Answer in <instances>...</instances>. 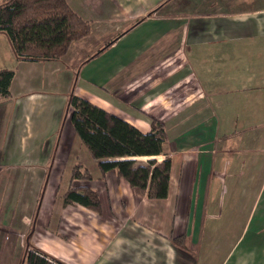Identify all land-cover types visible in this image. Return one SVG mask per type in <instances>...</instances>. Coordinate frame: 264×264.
Instances as JSON below:
<instances>
[{
  "label": "crops",
  "instance_id": "obj_1",
  "mask_svg": "<svg viewBox=\"0 0 264 264\" xmlns=\"http://www.w3.org/2000/svg\"><path fill=\"white\" fill-rule=\"evenodd\" d=\"M67 3L90 24L82 42L96 51L77 68L20 61L4 44L14 78L0 100V180L11 177L0 181V195H21L22 205L18 220L10 212L0 225L38 208L34 244L44 251L47 239L55 254V232L70 228L65 257L79 264H264V0ZM71 94L142 137L151 117L163 124V151L150 158H171L165 199H147L115 171L100 174L73 130L72 109L66 114ZM63 147L67 178L76 162L95 167L81 185L97 193L99 212L52 208L63 194L53 186L38 199ZM234 220L239 234L219 237Z\"/></svg>",
  "mask_w": 264,
  "mask_h": 264
},
{
  "label": "trees",
  "instance_id": "obj_2",
  "mask_svg": "<svg viewBox=\"0 0 264 264\" xmlns=\"http://www.w3.org/2000/svg\"><path fill=\"white\" fill-rule=\"evenodd\" d=\"M90 30V24L69 7L67 0H0V33L7 37L17 60L57 61L73 42L88 36ZM13 78V69H0V100L10 96ZM67 103V109H72L73 130L90 157L96 160L102 176L115 171L118 178L147 199L167 197L171 158L161 161L150 158L162 153L166 140L160 121L151 117V133L142 137L133 125L85 99L71 94ZM141 157L147 158L146 161L135 159ZM90 178L92 175L83 164L74 165L71 181ZM62 201L64 205L78 204L94 212L100 210L97 193L86 187H68ZM23 264L65 263L28 245Z\"/></svg>",
  "mask_w": 264,
  "mask_h": 264
},
{
  "label": "rangeland",
  "instance_id": "obj_3",
  "mask_svg": "<svg viewBox=\"0 0 264 264\" xmlns=\"http://www.w3.org/2000/svg\"><path fill=\"white\" fill-rule=\"evenodd\" d=\"M114 38H116V36H111L109 38H106L105 42L108 40H113ZM84 38L73 42L69 48L68 51L66 52L65 55H63L62 57H60L59 61L60 62H64V65H66L69 68H77L78 65L82 62V60L84 58H86L87 56L89 57L90 55H93L96 51L95 50H91V48L82 42ZM7 37L3 34L0 33V67H2V62L1 60L5 61V65H7L6 67H9L8 69H12L11 67H13V63L11 61H9L4 55H6L8 57V55L10 56L11 54L7 52V50H4V44H7ZM9 42V41H8ZM104 42V43H105ZM106 44V43H105ZM12 52V49H11ZM4 54V55H3ZM14 57V54L12 52V55ZM5 67V66H4ZM69 109H66V114L68 112ZM69 114V113H68ZM70 123V118L69 119H64L62 121V135H64L66 133V130L68 128V125ZM82 148L84 149L86 153V157L89 159L90 154L88 153V151H86V148L84 146H82ZM66 149L65 147L61 148V151L58 155V158L61 159V163L57 164V171L55 174H57V176L55 177H50L48 176V178L46 179H42V191L40 196H38V199H41L43 197V194H45V191H48L51 189V186H53V188H57L59 191H62L63 193L67 191L68 187L74 186V187H84V185H81V181H89L91 180L88 179H83V180H78V183H73L71 181V179L67 178V174L70 172V169L67 167L68 164L67 163H63L65 161L66 158ZM79 152V151H78ZM137 160L139 161H145V158H137ZM78 163V162H76ZM89 164V163H87ZM95 165V162H94ZM90 171H92V168L94 169L95 167L90 164ZM96 166V165H95ZM65 169V171L63 172V170ZM13 170H16L15 167H13ZM53 166H50V172H52ZM65 173V174H64ZM63 174V177H59L60 175ZM90 174H92L90 172ZM65 175V177H64ZM67 175V176H66ZM0 181L1 182H7L11 180L10 175H8L6 178L5 175ZM13 182V181H12ZM45 189V190H44ZM56 189V190H57ZM46 193V194H47ZM58 195H56L57 199L62 200V195L61 193H57ZM21 195L15 194L13 192L10 193H6L3 195H0V220L3 219L4 217H6V215L10 212H14L15 213V218L17 219L18 217L17 212L19 211V206H21L22 202H21ZM26 198V200H28L30 197L29 195H25L24 196ZM45 197V196H44ZM35 207H39V203L38 200H36L35 202ZM57 204H61L60 206H62V208H64L63 201H56L52 204V208H57V209H62L61 207H57ZM38 209V208H37ZM37 209H32L29 210L28 213H26V217L22 218V221H19L18 224H13L12 219L9 217L7 220L10 222L11 221V225H8L7 223H2L0 225V264H23V260L25 257V253H26V248L28 245H31L35 248H37L38 246L36 244H34L32 237H33V232L35 231V224L33 222V219L36 218V213H37ZM48 213V211L46 212V214ZM21 219V218H20ZM18 220V219H17ZM12 226V228L15 230H9L7 228ZM48 230V227H44ZM70 228H68L69 230ZM75 229V228H74ZM68 230H66V228L63 227H59V229H57L56 236H57V245H55V248H57V252L55 254H51L53 253V251H49L50 249L48 248V246L51 245V242L48 241L47 239L43 240V250L42 252L48 254L50 257L56 258L58 260H60L61 262L65 263V264H79L80 263V259L77 260V263H75L73 260L66 258L65 257V249L66 247L71 244V242H69V239H71V236L68 232ZM241 230V227L237 226V222L236 220H234L232 222V225L228 226V227H220L218 230L217 235L219 237L221 236H225L226 234L230 237H235L237 236V234H239ZM17 231V232H16ZM19 232V233H18ZM21 234V235H20ZM68 240V241H67ZM67 241V242H66ZM32 242V243H31ZM35 246H34V245ZM39 249V248H37ZM40 250V249H39ZM41 251V250H40ZM51 252V253H49Z\"/></svg>",
  "mask_w": 264,
  "mask_h": 264
}]
</instances>
